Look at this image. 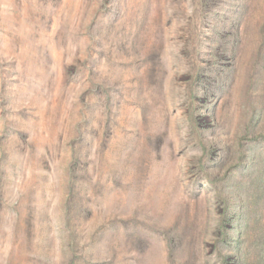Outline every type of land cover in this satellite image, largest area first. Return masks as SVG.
<instances>
[{"label":"rangeland","instance_id":"rangeland-1","mask_svg":"<svg viewBox=\"0 0 264 264\" xmlns=\"http://www.w3.org/2000/svg\"><path fill=\"white\" fill-rule=\"evenodd\" d=\"M257 153L264 0H0V264H240Z\"/></svg>","mask_w":264,"mask_h":264},{"label":"trees","instance_id":"trees-1","mask_svg":"<svg viewBox=\"0 0 264 264\" xmlns=\"http://www.w3.org/2000/svg\"><path fill=\"white\" fill-rule=\"evenodd\" d=\"M254 173L258 178L259 188L264 190V155L257 153L254 157ZM253 214V216H252ZM256 212H251L249 220L252 221V227L249 231L248 246L243 251V259L240 264H264V226L260 222ZM249 215V214H248ZM255 235V236H254ZM242 245V241H239Z\"/></svg>","mask_w":264,"mask_h":264}]
</instances>
